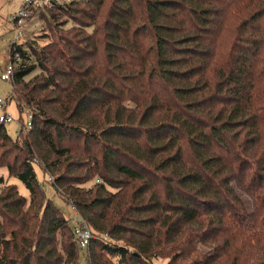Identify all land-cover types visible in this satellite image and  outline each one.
I'll list each match as a JSON object with an SVG mask.
<instances>
[{
  "label": "trees",
  "instance_id": "obj_1",
  "mask_svg": "<svg viewBox=\"0 0 264 264\" xmlns=\"http://www.w3.org/2000/svg\"><path fill=\"white\" fill-rule=\"evenodd\" d=\"M106 3L17 48L9 98L32 128L0 124V167L30 196L0 176V264H264V0ZM35 163L93 229L87 249Z\"/></svg>",
  "mask_w": 264,
  "mask_h": 264
},
{
  "label": "rangeland",
  "instance_id": "obj_2",
  "mask_svg": "<svg viewBox=\"0 0 264 264\" xmlns=\"http://www.w3.org/2000/svg\"><path fill=\"white\" fill-rule=\"evenodd\" d=\"M85 1L87 0H67L62 7L56 8L54 11L56 17L53 18L50 13H41L37 16L32 24L34 30L33 38L29 40L22 39L18 41L19 44H23L27 50L33 53L32 48L29 45L37 50L42 49L46 44H49L53 41L59 40V37L68 34L73 27L76 25V20L73 18H78L83 22H88V18L83 17L81 14L76 13L73 9L83 8L85 6ZM23 0H0V74L5 69L7 63L10 61V44L14 39V33L10 31L9 27L6 25L7 19L18 11L22 4ZM111 0H107L104 11H107ZM69 8L68 12H64L60 9ZM59 9V10H57ZM53 11V12H54ZM29 41V42H27ZM30 43V44H29ZM41 71L40 67L37 65L30 73L26 75V79L29 80L36 74ZM12 92V82L10 80H3L0 77V98L5 101V110L9 112L14 120L5 124V127L8 133L13 137L17 138L20 130L23 128L26 131L25 126H22V122L26 123L30 120L29 113L24 111L20 112L15 101L10 100V95ZM4 109L0 107V115L4 113ZM37 178L41 187L43 188L47 198L51 199L54 204L61 210L63 215L68 220L69 225L72 227V218L75 216V211L72 208L71 204L68 203L64 197L59 195L56 191V187L53 185V180H50V175L45 174L36 163ZM0 176H3L7 183L15 184L19 192L29 198L30 189L24 181H22L18 176L10 175L6 168L0 167ZM94 182H97L96 179H93L89 182L88 185H92ZM4 185H0V190ZM242 197L246 201V204L249 208L252 207L251 200L247 197L246 194H242ZM75 239V238H74ZM76 242V241H75ZM203 250H206L205 247L201 246ZM80 263L89 264V257L87 251H80ZM157 264H167V259L159 258L156 260Z\"/></svg>",
  "mask_w": 264,
  "mask_h": 264
},
{
  "label": "built area",
  "instance_id": "obj_3",
  "mask_svg": "<svg viewBox=\"0 0 264 264\" xmlns=\"http://www.w3.org/2000/svg\"><path fill=\"white\" fill-rule=\"evenodd\" d=\"M66 1L67 0H23L18 11L10 15L7 19L6 25L9 27L11 32L14 33V39L11 43L13 44L11 48V58L5 69L0 74L1 79H12L16 68L22 60L21 52L17 50V48L23 46V44H19L18 41L33 38L35 32L32 28V24L35 18L39 16L42 11L62 7ZM4 104L5 101L0 98V107L5 111L0 115V124H6L14 120L13 116L9 112H6ZM29 117L30 120L26 123V125H23L26 130H30L32 128V117L31 115H29ZM20 135L21 130L18 136ZM50 179L53 180L54 176L50 175ZM96 181L101 182L102 179L100 177H96ZM73 209L75 211V216L72 218V230L76 244L82 249H87L91 240L96 237V234L93 232L91 226H89L81 217L79 211L75 208Z\"/></svg>",
  "mask_w": 264,
  "mask_h": 264
},
{
  "label": "crops",
  "instance_id": "obj_4",
  "mask_svg": "<svg viewBox=\"0 0 264 264\" xmlns=\"http://www.w3.org/2000/svg\"><path fill=\"white\" fill-rule=\"evenodd\" d=\"M11 31V30H10ZM4 108H5V106H4Z\"/></svg>",
  "mask_w": 264,
  "mask_h": 264
}]
</instances>
